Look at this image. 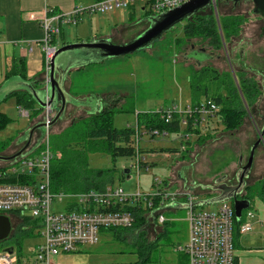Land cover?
I'll use <instances>...</instances> for the list:
<instances>
[{
    "label": "rangeland",
    "instance_id": "374dc122",
    "mask_svg": "<svg viewBox=\"0 0 264 264\" xmlns=\"http://www.w3.org/2000/svg\"><path fill=\"white\" fill-rule=\"evenodd\" d=\"M145 4L146 0H138L134 3L136 11L126 6L107 11L108 13L105 14H99V16L103 18L110 16L109 19H111V25L104 22V19H101L100 22L102 26L99 33L109 34L114 26V22L120 24L124 21L125 23H129L130 27H132L125 33V37H129V39H127L129 43V41L139 36L138 34L140 33L138 32L141 28L139 23L147 18L146 11L150 9L148 8L144 11L143 7ZM220 7L222 8V14L241 13L246 17L247 23H243L245 25L240 34V37L243 39L242 41H236L235 52L231 51L229 42L223 44L221 48L213 49L214 59L211 61V65L220 71H229V73L234 75L235 81L237 77L236 74L233 73L232 64H234V69L237 72L239 71L238 66H240L241 63L249 70V66H254L255 70L260 69L264 71V32L260 30L264 25V16L257 11H253L255 7L252 0H244L236 6L232 2L226 4L221 3ZM113 12L117 13L119 17L111 16ZM97 13L98 12H96V14ZM73 25L74 23H68L63 26L66 34L70 32L74 34L77 26ZM182 36V23L180 22L176 24L173 29L163 33L161 38L155 40L151 46L145 49L138 50L129 55L110 56L106 58L107 61L103 64L108 71L103 73L104 77H100L101 81L104 80L102 87L98 88L96 86L97 81L94 80V75L91 78L92 81L89 79L90 77L87 78L89 83L83 86V89L88 86L102 91L108 89L109 92L114 93L109 96L110 104L117 109H121L124 106L122 105V97L120 96H125V107L128 109L115 114L114 125L117 128L134 127L137 125L139 113L152 111L163 112L173 109L176 115H179V120H181L183 113L187 112L188 108L194 105L190 78L192 79L194 77V75H192L194 71L193 65L197 66V61L193 57H191L189 62L184 58L191 50L190 47L186 48V54L180 53L181 51L179 48L176 49V41ZM61 37H63L62 34L59 35L58 42L62 41ZM190 43H196L197 46L204 44L208 47V49H199V47H197L199 51L207 50V52H210L211 50L209 42L202 41V39L196 38ZM227 47L229 53L227 52ZM231 58L233 59L232 64ZM91 65L97 66L99 71H105V68L103 67V69L100 63ZM5 67V60L1 58L0 81L5 73ZM252 72L254 74L257 73L251 71L252 75ZM257 78L259 77L257 76ZM78 84L80 85V82H78ZM201 95L205 94L202 92ZM208 95H215L212 87H209ZM202 101H205L204 97ZM87 103H90V101ZM258 103V105H255V108L254 106L252 107V110L251 108L248 110L246 108L247 105L245 106L244 104L246 109L245 114L247 115L244 118L240 131L237 133L230 134L228 131L222 129L221 124L219 127H216L217 124H213L212 128L215 130V134L203 137L197 144L190 148L188 144L182 141L183 135L186 136L187 133H190L186 125L174 131L157 133L154 137H152L150 133L144 134L140 140L139 147L143 148L145 152H139V154L144 157L149 164L156 163L154 166L149 167V169L141 167L139 171L136 168L133 170L136 156L126 155L113 157L111 154L101 151H94L89 154L88 167L90 170L105 169L109 171L107 175H109L110 180L107 185H113L114 187L121 186L126 193H136L138 189L146 193L155 191L154 187L156 184H153L155 178H158L163 183L167 180L170 184L179 188L188 190L193 188L195 192L199 194L203 193V187L215 185L219 178H223L222 183H224L227 188L237 186L239 184L238 172L247 164L251 147L258 141V132L255 129L256 127H254L249 113L255 115H253V117L259 126L264 124V120L260 117L261 114H264V92ZM60 106L61 102H57L56 107H54V116ZM0 108L11 118L5 137L0 135V137H2L0 138L1 149L3 142L7 144V141L11 139L9 137L13 135V131H16V129L20 131L21 129L29 130L33 126L31 123L37 116L33 114L34 112L32 109V116L21 117L19 115L16 97H9L6 103L3 102L0 104ZM37 109H41V112H43L41 121L44 122L45 110L38 107ZM65 113L57 123L51 126V141L53 143L62 138V133L65 128L68 127L67 123H71V119L68 121V116H66ZM40 130L38 129L34 134V141L37 140L36 142L42 140ZM142 133L147 132L142 129V132L140 131L137 136ZM0 134L3 135L4 133ZM26 135L28 136V133ZM36 135H40V139ZM192 140L196 142L198 138L192 136ZM26 141H23V145ZM133 142L137 143V138H133ZM174 147L181 150L180 153L168 150ZM185 147L188 148L185 149ZM258 148L259 149L255 151L251 171L246 178L247 185L255 183L257 180L259 181L264 175V141ZM150 149H156V151H149ZM260 149L263 150L261 154L258 152ZM2 154H4V152ZM258 157L259 161L257 160ZM127 168H130V172L128 173L125 172ZM213 177L215 178L212 179ZM72 178L73 177H71V179ZM174 179L178 180V182L174 181ZM204 182L208 183L205 184ZM201 200L206 201L208 199L207 197H201ZM215 207L216 203L199 206L200 209H205L207 211L213 210ZM63 208L64 206L60 207V209ZM142 214L145 220L146 217L149 218L146 212ZM166 215L169 221L159 227H156L153 221L150 220H146V223L142 224L146 228L142 227L141 230H146L149 240H154L165 229V233L159 238L157 245L149 251L150 259L143 264H189V259L185 252H178L175 250L178 245L184 246L189 237L187 211L178 210L175 213L170 212ZM21 220L22 218L11 220L12 235L17 233L19 227L24 226L26 221ZM117 229L120 230L119 228ZM252 232L234 239L236 254L239 257L241 256L245 262L251 261L246 259L248 257H259L262 255L264 257V251L262 253L252 252L253 254L247 252L248 249L264 248V233H262V235L259 234L261 231L258 232L256 227L255 231ZM262 232H264V228H262ZM127 234L128 232L126 230L122 231L123 237ZM17 239L20 241L18 243L22 244L23 254H29L31 247H35L43 242V237L39 234L38 230L33 231L30 235L18 236ZM129 239H131L130 236ZM129 239L120 238L116 235L114 229H103L100 233V241L97 244L82 245L78 251L61 253L56 261L58 264L139 263L137 244ZM14 240H16V238L10 236L1 241L0 251L11 245H15V249L18 251V244L15 243L17 241ZM15 257L16 255L14 258Z\"/></svg>",
    "mask_w": 264,
    "mask_h": 264
},
{
    "label": "built area",
    "instance_id": "2783aa9c",
    "mask_svg": "<svg viewBox=\"0 0 264 264\" xmlns=\"http://www.w3.org/2000/svg\"><path fill=\"white\" fill-rule=\"evenodd\" d=\"M136 1L138 0H100L87 7L76 6L70 13L46 8L40 25L45 32L41 47L47 69L50 70L51 59L58 50L56 39L62 33L65 23H77L79 16L85 12H104L130 6ZM188 1L146 0L144 9L149 8L153 15L160 14ZM216 3L217 0H211L210 4L218 14ZM218 25L222 33L220 23ZM236 83L240 90L237 79ZM240 93L245 106L247 105L246 108L250 110L241 90ZM46 101H49V97ZM18 109L22 117H29L31 114L23 105H18ZM44 110L46 127L42 132L39 147L34 150L28 149L21 156L11 161H2L0 164V214L8 216L11 220L29 219L34 230H38L43 237V242L31 247L29 254H23V251L19 252L16 249L13 253L2 249L0 264H58L56 259L61 253L78 251L82 245L97 244L103 229L133 227L137 218L133 211L126 209L130 204L142 205L145 208L144 212L149 216L146 220L153 221L156 227L169 221L167 213L187 211L189 237L184 246L178 245L175 250L185 252L189 264H240L234 240L235 221H241L240 235H248L255 228L257 216L250 207L244 210L238 219L234 212L233 198L218 200L214 202L218 204L217 207L207 211L200 209L199 206L209 203L202 201L199 193L193 188L190 190L170 188L167 180L163 183L158 178L153 181V184H156L155 191L149 193L141 189L136 193H126L121 186L113 185L80 193L55 192L52 188V163L56 155L51 145L50 125L55 110L50 104H47ZM217 112L218 107L214 102L201 100L183 113L182 125L207 124L218 114ZM175 114L173 109H169L163 111L161 116L166 122H171ZM249 114L258 137L260 136L263 142L262 128L256 123L252 113ZM140 131L142 129L137 127L136 133L139 134ZM189 137L190 134L187 133L184 139L189 140ZM140 140L141 136L138 135L136 162L133 165V170L136 168L138 171L146 162L139 154ZM215 185H211L214 186L212 188L216 189ZM246 186L239 192L238 198H246L242 197ZM61 206L64 208L60 209Z\"/></svg>",
    "mask_w": 264,
    "mask_h": 264
},
{
    "label": "trees",
    "instance_id": "16d2710c",
    "mask_svg": "<svg viewBox=\"0 0 264 264\" xmlns=\"http://www.w3.org/2000/svg\"><path fill=\"white\" fill-rule=\"evenodd\" d=\"M242 1L244 0H217L216 4L218 14H216L212 4H207L198 9L196 12L183 19L181 22L183 36L179 37L176 41V49L179 48L181 51L180 53L186 54V48L190 47L191 50L188 54H186V56H184L188 62L191 57L194 56V53H196L195 49L197 47L208 49V47L204 44L197 46L196 43H190L191 41L199 38L202 39V41L209 42V45L211 46L210 52L204 50L206 53L204 52L201 57L202 59L197 62V66L193 65L194 71L192 75H194V77L192 79L190 78L192 100L194 104H198L204 97L205 100H211L214 102V104L218 107L217 115H219L223 124L222 129L228 131L230 134H235L240 131L244 118L247 115L245 114L246 109L244 107L241 93L234 79V75L229 73V71H220L216 69L211 65V61L214 59L213 49L221 48L223 44L229 42L231 51L235 52L236 41H242L243 38L240 37V34L243 26L245 25L243 23H247L246 17L241 13L222 14V8L220 7L221 3L226 4L232 2L236 6ZM253 1L254 0H252V2ZM253 3L255 7V2ZM253 11H256L255 8H253ZM151 15H153L152 12L146 11L147 18L145 20L148 21L147 28L151 23ZM218 23L221 25L222 33L219 30ZM176 24L169 30L173 29ZM260 30H263L264 32V25ZM227 52L229 53L228 47ZM98 62L100 61L92 63L95 64ZM232 63L233 59L231 60V64ZM232 67L233 73L236 74L239 81L240 90L245 98L244 100L247 101L252 110L253 106L255 108V105L259 104L258 102L261 100V96L264 92V71H261L260 69L255 70L254 66H249V70L242 63L238 66V72L234 69V64H232ZM251 71H255L257 73L254 74L252 72V75ZM21 73L23 76L26 75L24 69H22ZM257 76L259 78H257ZM24 78L26 79L25 76ZM39 82V80H33L32 84L33 86L38 87L40 86ZM209 87L213 88L215 95H208ZM202 92L205 95H201ZM9 95L16 97L19 106L23 105L28 107L30 112L33 109L34 115L38 113L39 109L34 107L37 102L29 91L17 90L11 92L7 96L9 97ZM121 99H124V97ZM123 105L124 106L121 109H117L115 106L105 103L96 111L91 112L92 114L74 119L73 122L65 128L63 132L64 134L62 133L63 136L60 140H56L54 143L51 141L52 148L56 155L54 158L55 160L52 163V188L55 192L78 193L88 191L90 189H104L110 180L109 175H107L109 171L105 169L90 170L88 167L89 154L94 151H101L109 153L113 157L126 155L134 156L137 148L132 144L133 138H135L136 135L137 127H139L140 130L144 129L147 133H150L152 137H154L157 133L166 131L170 132L171 130L174 131L175 129L180 128L179 115L175 114V119H173V121L166 122L161 116L162 112L152 111L139 113L136 126L119 129L114 125V116L117 112L128 109L125 107L126 103ZM260 117L264 120V114H261ZM10 122L11 118L6 113L0 111V131L4 130ZM263 126L264 124L260 126V128H263ZM40 132L42 134V130H40ZM36 136L38 138L40 137V135ZM27 137L28 136H26V140ZM33 142H35L34 136ZM39 143L40 140L34 148L39 147ZM6 145L7 144L3 142L0 151L5 149ZM31 148L32 147H29L28 149ZM139 150L142 153L145 152L143 148H139ZM168 150L171 152L179 151V149L175 147L169 148ZM149 151H156V149ZM155 164L156 163L149 164L148 162H144L142 167L149 169V167L154 166ZM71 177L73 178L71 179ZM215 186L219 187L217 184ZM207 188L220 191L217 190V188H212V186H207L205 189ZM256 196L264 200V175L259 181L248 184L244 194H242V197H247V199L251 202ZM126 209L135 213L137 221L134 226L125 229L120 228V230L115 228L111 229H114V231H116V235L120 238L129 239V236L131 237L129 240H132L133 243L135 242L138 249L137 253L139 255V263L136 264H143L150 259L149 251L157 245L159 238L164 235L165 229L154 240H149L146 230H141L142 227L146 228L142 225L143 223H146L145 217H143L142 214L145 211V208L139 204L135 206L134 204H130L126 207ZM25 221L24 226L18 228L17 233L14 234L15 236L11 234L13 238H16L14 241H17L15 243L18 244L19 252L23 251V247L21 243H18L20 241H18L17 237L21 235H30L33 231H35L32 226L33 224L29 221V219H26ZM240 223V220L235 221V238H239L241 236L239 233ZM125 230L128 234L123 237L122 231Z\"/></svg>",
    "mask_w": 264,
    "mask_h": 264
},
{
    "label": "crops",
    "instance_id": "0c3cea01",
    "mask_svg": "<svg viewBox=\"0 0 264 264\" xmlns=\"http://www.w3.org/2000/svg\"><path fill=\"white\" fill-rule=\"evenodd\" d=\"M98 1L100 0H0V59L3 58L6 64L5 73L3 74L2 80L0 81V104H2L3 102L6 103V100L9 97L15 98V96H11V95H9L8 97L7 95L9 92H14L17 90H21V91L27 90L29 88L27 85L28 84L27 81L32 82L33 80H37V81L39 80L40 86H38V88L39 87L43 88L47 86L50 70L47 69L44 53L41 47L42 40L45 37V32L43 26L40 25L41 24L40 20L44 14L45 9L53 8L55 11L58 12L70 13L76 8V6L87 7ZM127 7H130L134 11H136V6L134 4ZM143 10H145L144 7ZM107 11L104 12L99 11L97 14L96 12L93 13L85 12L84 14L80 15L77 23H74V25L77 26L74 31V34L71 32L66 34L64 28H62V33H61L63 36L61 37L62 41L58 42L59 37H57L56 39L57 40L56 43L58 47L69 43L87 42V41H94L100 39L110 40L115 44H123L128 42L127 39H129V37L126 38L125 33L126 31H129L132 27H130L129 23H125L124 21L120 24L114 22V26L112 27L111 32L109 34L106 33L103 34L101 32L99 33V30L102 26L100 22L101 19H104V22L111 25V19H109L110 16H106L105 18L99 16V14L108 13ZM111 16L119 17L115 12H113ZM65 24L67 25L68 23ZM139 24L141 28L138 33H141L147 28L148 21L142 20ZM68 53L72 57L77 56L78 58H80L78 59V61L76 60L77 63H75L71 67V70L70 72H68L65 81V91L68 96V99H72L76 97L82 102V103L79 102L78 103L79 105H75V106L74 104L71 103L67 104L65 114L66 116H68V121L71 119V123H72L73 120L76 118H80L81 116L84 117L92 114L91 112L96 111L105 103L110 104L109 96H111L114 93L109 92L107 88H106L107 90L105 91L92 88L91 86L90 87L88 86L87 88L83 89V86H86L89 83L87 81V78L90 77L89 79L91 80L93 75H94V80L97 81L96 86L98 88L102 87V83L104 82V80L101 81L100 77H104L103 73H106L108 71L103 64L106 63L107 61L106 58L103 59L102 62L98 60L100 61L98 63L101 64L102 68L103 67L105 68V71L102 72V70L100 71L98 70L97 66L91 65L93 63H88V64L79 63V60L81 61L82 57L85 54H89L90 57L94 55H90V53L88 52H83V50H73ZM22 69L25 70L26 75L24 76L26 77V79L21 73ZM78 82H80V85L78 84ZM120 97H125V96H120ZM89 101L90 103H87ZM121 101H122V105L125 104L126 102L125 99H121ZM34 107L41 108L38 103ZM0 111L6 113L1 108ZM42 113L43 112H41V109L38 110V113L36 114L37 117L34 118L33 122L31 123L32 125L41 122L43 117ZM30 116L32 115L30 114ZM173 119H175V117ZM71 123L69 124L67 123V125L69 126ZM182 124H183L182 121L179 120L180 127L183 126ZM213 124H217L216 127H219V125L221 124L223 127L219 115H216L212 119V121H210L207 124L202 123L201 125L196 124L194 126H192L191 124H189L188 126L186 125L187 130L190 132L189 133L190 137L189 140H186L184 139L183 136L182 140H185L183 142L188 144L190 148L191 146L197 144L203 137H207L211 134L214 135L215 130L212 128ZM7 127L8 126H6L4 130L0 131V133H4L3 135L0 134L2 137H5ZM27 130L28 129H21L20 131L19 129H16V131H13V135H10L9 138L11 139L7 141V145L5 149L0 151L1 154L4 152V154L10 155L18 151L23 146L24 143L23 141L26 140V137L24 136H27L26 135ZM144 134H148V133H142L140 135L141 138ZM192 136L197 137L198 141L194 142L192 140ZM135 138H137V133L135 135ZM36 141L37 140H35V142L32 141L33 143L30 146L32 147L31 150L35 149L34 147L37 145ZM132 145L136 146L137 143L133 142ZM180 151L181 150L176 152L180 153ZM258 152L259 154H261L263 150L260 149ZM136 154L134 156H136ZM257 160L259 161V157L257 158ZM0 164H2V161H0ZM214 178L215 177H213L212 179ZM174 181L178 182V180L176 179H174ZM208 182H204V183L207 184ZM168 183H169L168 187L176 188V186L170 184L169 181ZM221 194L222 191H215L209 188L207 189L203 188V193L199 194V197L200 198L207 197V199H212V198L214 199V198H218ZM217 205L218 204L216 203V207ZM251 208L254 209L257 216L256 219L257 222L255 224V227L257 228L258 232L261 231L259 234L262 235V233H264L262 232V228H264V200L258 196L254 197L253 201L251 202ZM254 231L255 228L253 232ZM263 251L264 248H254V249H248L247 252L249 254H253L252 252L262 253ZM237 257H238V262L240 264H246V262L247 264H264L263 255L259 257L257 256L248 257L246 259L251 261H246V262L241 256L239 257L237 255Z\"/></svg>",
    "mask_w": 264,
    "mask_h": 264
},
{
    "label": "water",
    "instance_id": "95a60500",
    "mask_svg": "<svg viewBox=\"0 0 264 264\" xmlns=\"http://www.w3.org/2000/svg\"><path fill=\"white\" fill-rule=\"evenodd\" d=\"M239 1V0H235ZM255 2V10L264 16V0H254ZM211 0H189L188 2L180 5L174 9L168 10L166 12L153 15L151 17L150 26L142 31L139 36L134 38L133 40L123 43V44H115L110 40L100 39L94 41L87 42H79V43H69L64 44L58 47V50L54 54L53 58L50 62V71H49V81L47 86L45 87H35L32 82L27 81L28 89L32 96L35 98L37 103L41 108H45L47 104H50L53 109L56 107L57 102H61L60 108L57 110L55 116L53 117L50 125H54L58 122L65 113L66 107L68 103H72L74 105H79L81 102L79 99L72 98L68 99V96L65 91V81L68 72H70L71 67L77 63V56H71L68 52L73 50H83V52H88L89 54H85L82 57V60H79V63H92L97 62L98 60L102 61L105 58H109L110 56H124L133 54L134 52L151 46L155 40L161 38L165 31L172 28L176 23L182 22L184 18H187L189 15L196 12L198 9L204 7L207 4H210ZM9 92L8 94H10ZM47 97H49V101L47 102ZM82 103V102H81ZM46 123L43 121L34 124L28 131V137L26 143L14 154L4 155L0 154V161H11L23 154L25 150H27L33 141V136L38 129H41L42 132L45 130ZM262 135L264 136V126L262 128ZM260 138V139H259ZM258 138L250 150V157L246 165H244L241 170L238 172V180L239 184L237 186H233L227 188L224 183H221L223 178H219L216 182L219 185V188L222 191V194L218 198H212L206 200L207 203L218 202L226 199L233 198V205L235 208L236 217L238 219L241 218L244 210H247L251 207V201L246 198H238L239 192L243 190L246 186V178L251 171L255 151L261 144V137ZM126 173L130 172V168L125 170ZM220 183V184H219ZM211 186V185H208ZM213 187V186H212ZM232 188V189H231ZM224 191V193H223ZM229 191V192H227ZM11 219L3 214H0V241L7 239L12 232V221ZM15 246L11 245L4 249L7 252H14Z\"/></svg>",
    "mask_w": 264,
    "mask_h": 264
},
{
    "label": "flooded vegetation",
    "instance_id": "af4514ba",
    "mask_svg": "<svg viewBox=\"0 0 264 264\" xmlns=\"http://www.w3.org/2000/svg\"><path fill=\"white\" fill-rule=\"evenodd\" d=\"M195 48V47H194ZM198 48H196L195 50H196V53H194V59L198 62L199 60H201L202 58V55L204 54V52H202V51H199V49H204L203 47H199V49L197 50ZM206 53V52H205ZM222 183V182H221ZM220 184V183H219ZM232 189V188H231ZM227 192H229V191H227ZM11 236V235H10ZM9 236V237H10Z\"/></svg>",
    "mask_w": 264,
    "mask_h": 264
}]
</instances>
